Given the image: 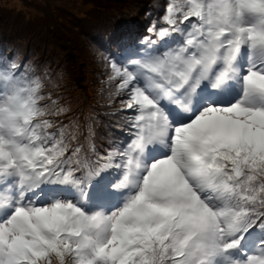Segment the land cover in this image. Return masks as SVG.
<instances>
[{"label": "snow or ice", "instance_id": "6c2138e0", "mask_svg": "<svg viewBox=\"0 0 264 264\" xmlns=\"http://www.w3.org/2000/svg\"><path fill=\"white\" fill-rule=\"evenodd\" d=\"M154 7L163 14L140 55L122 65L99 53L102 110L74 109L61 74L0 53V264H264V0ZM231 79L238 100L193 107ZM101 127L134 138L121 148ZM157 143L169 154L145 165ZM110 168L122 172L113 189L135 192L111 212L88 211L90 181ZM64 185L78 201L45 191Z\"/></svg>", "mask_w": 264, "mask_h": 264}, {"label": "rangeland", "instance_id": "374dc122", "mask_svg": "<svg viewBox=\"0 0 264 264\" xmlns=\"http://www.w3.org/2000/svg\"><path fill=\"white\" fill-rule=\"evenodd\" d=\"M156 3L157 0H0V38L10 37L11 44L15 41L19 45L23 44V46L28 44L29 47L25 52L32 55L34 62L46 65L51 69L53 75L61 74L62 78L60 79L58 91L64 99L71 101L74 109L85 112L93 108L102 110L103 101H100L102 87V81L100 80L101 64L96 52V48L99 49V47H90L85 43V38L77 29L78 24L89 31H94L96 28L100 30L102 27L99 28L98 23L105 24L106 26L103 28L108 32L106 35L108 37L109 34L112 36L118 34L128 24L133 23L140 34L139 39L142 40L148 27L154 21L151 18H146L144 12ZM43 11L49 16L43 17ZM136 11L139 14H135V18L132 20L131 16L137 13ZM52 14H57L59 25L49 28L45 24L53 20V17L50 18V16H53ZM5 15L9 16L10 20H1L2 16ZM27 20L33 21V24H35L33 28L27 25ZM38 21L42 27L39 26ZM64 27L68 28L69 31ZM55 29L64 33L60 37L64 39L63 44L58 42L60 38L54 37V34H56ZM45 35L49 37L47 41L44 39ZM14 39L15 41H13ZM36 41H39V43H35ZM42 41L44 43L48 42V45L44 46ZM157 46L160 45L157 44ZM142 47L143 45L140 46V48ZM91 48L94 49V52L89 55ZM246 61L247 59H241L238 64L242 66ZM126 64L128 63L123 62L122 65ZM197 104L199 105L200 102ZM180 114L181 117L178 118L177 112H173L177 120L184 117V113ZM118 136L121 137L122 132ZM164 148L168 152L167 148ZM147 151L151 152L152 155L146 159V165H150L155 160L168 155L160 149L159 143L151 146ZM134 192L135 189L125 187L117 190L114 197H107L106 202L101 204L96 202V205L92 204V202H95L94 197H87L81 206L88 211L103 209L111 212L121 207L126 196ZM59 193L63 198L72 199L63 191ZM89 200L92 202H86Z\"/></svg>", "mask_w": 264, "mask_h": 264}, {"label": "trees", "instance_id": "16d2710c", "mask_svg": "<svg viewBox=\"0 0 264 264\" xmlns=\"http://www.w3.org/2000/svg\"><path fill=\"white\" fill-rule=\"evenodd\" d=\"M136 12L137 13H134L131 16L132 20H134L135 14H139L138 11H136ZM43 13H44L43 17H45V16L48 17L49 16L45 11H43ZM144 13L147 16L146 18H151L153 20H156L159 16H161L163 14V10L158 9V8H156L154 6H151ZM52 15L53 16H50V18L53 17V20H51L50 22H46L47 23V24H45L46 27L54 28V26L57 27L59 25V23L57 21V19H58L57 14L56 15L52 14ZM92 19L94 20L95 18H92ZM1 20L8 21V20H10V17L5 15L4 17L2 16ZM26 23L31 28H33V25H35V24H33V21H31V20H27ZM38 23H39V26L42 27V25H41V23L39 21H38ZM81 23H82V21H81ZM14 24H15V22H14ZM104 26H106V25L98 23V27L99 28H101V27L103 28ZM128 26H133L135 28V24H133V23L128 24ZM64 28L67 31H69L68 28H66V27H64ZM102 28L100 30L98 28H96L94 31H89V30L85 29L84 26L80 27L79 24H78V27H77V29L80 30V34L83 36V38H85V43H87V45H90V47H93V46L99 47V49L96 48V52H97L98 56H99L100 52L107 51V52H109V54L118 63L123 64V61H121L122 60V55H126V56L127 55L128 56H134L135 55L134 58L139 55V52H140L139 50L141 49L140 48L141 44H140V39H139L140 38V34H139V32H138V30L136 28H135L136 31H135V35H134L133 41L130 44H126V45L125 44H120V43H118L116 41L117 34H115L113 36L111 34H109V36L106 37L108 32H106L105 28H103V29ZM125 28L126 27H124V29ZM102 30H103V32H102ZM54 31L56 33V34H54V37H56V38H60L64 34L63 32L61 33V32H59V30H56V29ZM112 31L114 32V30H112ZM145 33H147V32H145ZM141 36H143V35L141 34ZM110 37H114V38H110ZM48 38L49 37H47L46 35L44 36V39L46 41H47ZM10 39H11L10 37H6L4 39L0 38V53H4V54H6L9 57L13 53H18L20 56H23V57H25L26 59H28L30 61H34L32 55L27 53V52H25L28 49L27 47H29L28 44H25V46H23V44L19 45L18 42L15 41L16 37L13 40V41H15V43L11 44V42H10L11 40ZM58 42L60 44H63L64 39L60 38V40H58ZM170 42H172L170 39H166L165 41H162L161 48L164 47L166 44H168ZM35 43H39V41H36ZM42 43L44 44V46L48 45V42L44 43L42 41ZM93 52H94V49L91 48V50L89 51V55L93 54ZM131 59L132 58H129V60L126 61V62L129 63ZM100 101H102V100H100ZM106 123H107V121H106ZM109 131L113 132V134H114V136L116 138V142L120 145L121 148H123V146L125 145L127 139L129 138V136H131L125 130L104 128V127H101L98 130V134L101 137H107ZM120 132H122V136L121 137L118 136V134ZM110 173H111V168L105 170L99 177L94 178L93 181H90L89 185L92 184L94 186V192L96 193V195H97L96 191L98 189H102V185H105V181H107V178L109 177ZM68 186L72 187L70 185H68ZM72 189L77 190L76 188H73V187H72ZM49 190L53 191V189H46V191H49ZM252 235H258L259 237L261 236L259 231H258V234L253 233Z\"/></svg>", "mask_w": 264, "mask_h": 264}]
</instances>
